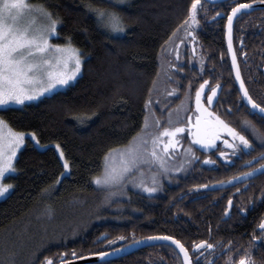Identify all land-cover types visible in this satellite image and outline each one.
<instances>
[{
	"label": "trees",
	"instance_id": "16d2710c",
	"mask_svg": "<svg viewBox=\"0 0 264 264\" xmlns=\"http://www.w3.org/2000/svg\"><path fill=\"white\" fill-rule=\"evenodd\" d=\"M38 1L61 21L56 41L65 43L71 37L84 60L82 74L66 88L37 102L0 110V116L12 127L34 131L40 143L39 146L28 138L16 159V172L7 177L13 188L0 199V234L17 224L26 225L38 215L49 218L48 221L44 219L45 226L50 224L47 239L37 241L31 251L33 255L25 264H41L45 257L59 262L102 252L109 249L105 245L109 241H115L113 247L129 244L133 233L136 240L172 235L189 247L190 252H193V241L208 240L216 244L214 252L209 249L202 256L194 252L193 264H226L230 255L238 259L245 251L256 264H264V240L253 241V233L260 235L259 221L251 215L239 224L233 223L231 217L226 219L228 198L222 196L221 191L201 196L206 193L201 191L204 187L195 186L208 185L218 179H207L209 174L204 167L191 165L174 184L158 194L135 192L130 199L116 198L104 205H101L102 192L93 180L103 170V158L108 149L128 145L142 130L148 114L145 102L152 99L153 81L158 79V73L161 74L163 61L167 63L163 71L173 77L168 80L167 89L175 88L178 93L169 106L180 102L191 84L194 107L195 89L208 79L210 61L218 69L228 66L232 77L225 26L231 8L245 0L219 3L201 0L204 7L198 10L200 24L192 30L196 33L200 57H204L203 71L200 59L195 58L193 48L188 44L191 37L183 38L188 43L178 59L176 55L162 53V46L168 47L165 41L188 16L192 0H130L124 5L108 0ZM89 3L120 13L127 25L124 34L111 35L105 31L95 13L87 7ZM218 12L220 15H216ZM261 14L264 13L256 11L237 18L234 26L236 45L241 39L264 41V17ZM177 35L182 38L183 31ZM252 59L253 55L241 58L247 65L243 74L251 82L249 90L257 94L251 92L253 98L264 102V97L253 85L256 78L247 72L254 64ZM170 62L177 63L178 68L168 69ZM129 70L135 73L134 81L128 77ZM219 115L230 122L234 119L239 122L243 119L264 120L259 115H256L257 120L241 113L236 118L234 114ZM57 143L70 165V173L62 178L65 168L54 146ZM58 179L60 182L56 183ZM83 215L84 220L81 219ZM119 236L128 239L119 240ZM229 240L231 245H228ZM229 247L232 252L228 251ZM64 253L66 257L61 259ZM94 264L183 262L174 247L160 244Z\"/></svg>",
	"mask_w": 264,
	"mask_h": 264
},
{
	"label": "snow or ice",
	"instance_id": "6c2138e0",
	"mask_svg": "<svg viewBox=\"0 0 264 264\" xmlns=\"http://www.w3.org/2000/svg\"><path fill=\"white\" fill-rule=\"evenodd\" d=\"M258 2L264 4V0H245V2L235 3V6L231 8L227 15V49L231 54V64L235 68V79L239 81L241 99L246 100L251 109L258 110V114L264 116V102H257L249 92L241 75L237 51L233 46L234 18L237 17V14L242 15L245 10H251L253 5ZM87 7L95 13L98 22L109 32L122 33L126 31L127 25L120 13L93 3H89ZM203 7L201 0H192L188 16L165 41L168 47L162 46V53H167L170 49L176 52L175 40L185 43V40L180 39L177 35L178 32L183 31L185 37L195 39V31L190 30L200 24L198 10ZM33 13L34 15H30ZM216 15H220V13L218 12ZM60 23L61 21L43 5H33L26 0H0V110L8 105H24L28 101L38 100L57 88L68 86L81 72L84 55L71 42V37H68L63 44L52 43ZM240 43L243 44L242 39ZM192 51L196 52L195 47ZM176 58L178 59V52ZM200 65L201 71H203V56L200 57ZM167 67L168 69H177L178 64L170 62ZM179 70L183 71L182 68ZM157 75L159 76V73ZM165 79L172 80L173 77L166 71ZM206 86H209L207 79L195 89L194 123L191 122L193 117H186L189 122L187 126L192 129V139L200 145L212 147L218 139H221L220 133L226 132L231 137V141L225 140L224 143L234 150L233 155L241 150L255 151L256 146L243 131L233 127L230 121L212 110L214 98L217 97L218 90L222 85L217 82L215 86H209L208 94L205 95ZM157 87L158 82L154 80L153 89ZM176 91L177 89L173 88L171 93ZM191 101L192 87L189 84L185 93V101H182V104L177 107L175 118L172 112L168 113L167 127L161 125L160 118L154 114L152 109L154 101L149 98L145 102V108L149 110L151 119L149 115L145 116L142 130L132 137L128 145L108 149L103 158L102 172L93 177L94 183L107 193L105 202H110L112 197L123 194V190L130 184L142 188L147 193H155L161 185V177L164 174L169 171L179 172L182 170L183 164L171 166L175 157L170 149L174 150L180 147L178 134L185 131V125L180 119V112L181 110L188 111L185 102L190 104ZM77 118L82 119L83 117ZM241 124L245 131H251L261 149H264V131L257 128L248 119H243ZM28 138L39 143L34 131L17 130L8 120L0 116V196H4L13 187L12 184L3 181L7 173L15 172L14 161L17 152ZM55 148L59 150V156L63 159V167L66 170L69 169V162L64 159L65 154L60 144L57 143ZM188 154L195 156L191 145L185 150V155ZM220 155L225 156V159L228 158L223 152ZM189 162L188 160L184 161V163ZM208 162L214 163L210 158ZM253 163L258 166L252 167ZM246 164L249 171L229 178L228 182L239 180L242 177L246 179L264 172V150L260 151L257 156H253L251 160L246 161ZM59 182L58 179L56 183ZM195 187L206 188L208 186L196 185ZM231 208L232 200L229 199L225 212L227 213ZM240 211L246 212L247 209L241 208ZM257 228L260 235L257 236L253 233V241L264 240V219L260 221ZM132 235L133 239L130 243H139L135 238V233ZM118 239L126 240L128 238L119 236ZM140 239L172 242L178 248L179 253H182L183 264H193L194 252L202 256L204 251L211 249L214 252L216 249V244L210 243L208 240H200L191 243L193 252H190L189 247L172 235H156ZM112 243L115 241H109V244ZM231 244L232 241L229 240L228 245ZM228 251L232 252L233 250L229 247ZM72 255L75 256V252ZM94 255L103 257L106 253L97 252ZM43 264H53L52 258L45 257ZM226 264H256V262L251 254L245 251L238 259L230 255Z\"/></svg>",
	"mask_w": 264,
	"mask_h": 264
},
{
	"label": "flooded vegetation",
	"instance_id": "af4514ba",
	"mask_svg": "<svg viewBox=\"0 0 264 264\" xmlns=\"http://www.w3.org/2000/svg\"><path fill=\"white\" fill-rule=\"evenodd\" d=\"M256 11L258 13H264L263 9L254 10L247 13L256 12ZM261 15H263L264 17V14ZM225 34H226V26H225ZM226 47H227V43H226ZM234 47L237 51L241 74L245 80V84L247 87L248 84H251V82H249L244 77L243 72L247 65L241 61V58L244 59L245 54L249 56L253 55V59L251 61L254 62V64L251 67V69L250 68L247 69V72H249L254 78H256L253 81V85L256 88V90L260 92L261 96L264 97V41L261 40L257 42L243 41L242 45L240 42H238L237 45L234 43ZM227 55L229 58L230 67L232 71L231 78L229 76L228 66L224 65L223 67L221 66L222 67L221 69H218L216 66H214V63L210 61L209 75L207 79L209 81V86H215L217 82H219L222 85L221 89L218 90L217 97L214 98L211 108L213 111H216L218 114H222V113L232 114V115L234 114L235 116L233 117L236 118L237 115L241 113L242 116L247 114L249 118H253V119L256 118L257 120L258 119L257 116L259 114L255 113L251 109V107H249L246 104L245 100L241 99L242 93L239 91L238 83L236 82V79L234 77V70L231 64L228 49H227ZM226 60L227 59L225 58L224 61ZM209 86L205 87V95L208 94ZM249 92L250 93L253 92L254 94H256L254 90L252 91L249 90ZM205 102L207 103L206 100ZM259 116L261 117V119L264 118L261 115ZM252 122L257 126V128L264 131V120H257V121L253 120ZM231 123L233 127H236L238 130L243 131L244 134L248 136L250 140L253 141V144L256 146L255 151L249 152L247 150H241L236 152L235 155H233L234 150L228 144L224 143L225 140L231 141V137L226 132L220 133L221 139H218L216 141L217 149H214L209 153H205L200 148L198 149L196 148L199 151L197 152V154L199 155H197V158L192 161L195 162L194 165L199 166L201 168L204 167L207 169L206 174H209V177H207V179L210 180L213 177L218 178L215 179L210 184H208L207 185L208 187L201 189V191H206L205 194L203 193L201 194L209 195L217 191H221L222 196H225L226 198H228V200L231 199L232 208L230 209V213L226 217V219L231 217L233 223L239 224L243 222L246 218H248L250 215L255 218L256 222L259 221L260 223V221L264 219V172L249 180L238 182L227 188H221V189L213 188V185L216 183H220L221 181L227 182L229 181V178L233 176H237L242 172L249 171V167L246 164V161L251 160L253 156H257L260 151L264 150L261 149L259 142L256 139H254L251 131L244 130L241 122H239L238 119H234ZM221 152L225 153L228 158L225 159V156L220 155ZM209 158L212 161H214V163H209L208 162ZM257 166L258 165L256 163H253L252 165V167H257ZM188 189L189 188H186V190ZM227 207H228V201H227ZM241 208L247 209V211L241 212L240 211ZM108 243H106L105 245H108L109 249H106L102 252L110 251L112 249L122 247L125 245L122 244L117 247H113V243L112 244H108ZM61 257L65 258L66 254L64 253ZM77 257H81V256H76V258ZM73 258H67L61 261H67ZM59 262L53 261V264H58Z\"/></svg>",
	"mask_w": 264,
	"mask_h": 264
},
{
	"label": "rangeland",
	"instance_id": "374dc122",
	"mask_svg": "<svg viewBox=\"0 0 264 264\" xmlns=\"http://www.w3.org/2000/svg\"><path fill=\"white\" fill-rule=\"evenodd\" d=\"M108 1H113L115 3L124 5V4L128 3L130 0H108ZM26 2L33 4V5H43V3L39 2L38 0H26ZM30 15H34V13L30 14ZM58 28H59V25L57 27V35L52 39V43H59L56 41V38H57L58 33H59ZM104 29H105V31H107L111 35H122V34H124V32H122V33H111L106 28H104ZM183 38H185V36H183L180 39H183ZM184 40H185V43H180L179 40H175L176 52H174L170 49L166 54L177 56V52H178V58H179L180 53L183 51L184 47L188 43V40H186V39H184ZM195 42H196V40L191 37L188 44L191 45L192 48L195 47V49H196V52L194 53L195 58L200 59L199 46H197V44ZM60 44H63V43H60ZM166 64L167 63L165 61L162 62L163 70H164V67L166 66ZM163 70H162L161 74L159 75V77H157L158 79H156L158 82V87L156 89H154V91H153L152 100L154 102L152 105V109L154 110V114L160 118L161 125L167 127L168 125L166 124V120L168 117V113L172 112L174 114V118H175L176 109L178 106H180L182 104V101H185V97L182 98V100L180 102H178L176 105L169 106V102L173 101V98L178 93L177 92L171 93V91L167 89L168 80L165 79V72ZM129 71L130 72H128V77L134 81L135 80V75H134L135 73H133L131 70H129ZM82 72H83V66H82L81 72L77 75L76 79L74 81H71L70 84L75 82L78 79V77L82 74ZM66 87L67 86H65L63 88H57L53 92L47 93L44 96L50 95V94L54 93L55 91L62 90ZM131 89L134 90L132 87H131ZM169 93H171V94H169ZM44 96H42L41 98H43ZM41 98H39L38 100H40ZM38 100L28 101L25 104L37 102ZM24 105H8L5 108L10 107V106H24ZM185 105H186V107H188L189 110L188 111L181 110V112H180V119L185 125V131L183 133L178 134V138L180 140V147H178L174 150L170 149V151L173 152V155L175 157V159L172 160V162H171V166H179V165L183 164L182 170L179 172L169 171L168 173L164 174L161 177V185L155 193H147L142 188L134 187L130 184V185H128V187L125 190H123V194L118 195L116 197H112L111 200L112 199L114 200L116 198L130 199L132 194H134L135 192L141 193L144 195L158 194V193L162 192L166 186L174 184L176 181L175 179L180 174L185 173V171L191 165L195 164V162H192V161L197 158V155H199V154H197V152H199V151L196 149V146L194 145V140L192 139V136H191L192 129L187 126L189 122L186 120V117H189V116L193 117V120L191 122L194 123V115L196 113L194 111L195 110L194 107L192 106V101L190 104L185 102ZM147 115H149V117L151 119V114L149 113V110H148ZM29 132H32V131H29ZM27 140L28 139H26L25 144L22 145L20 150L17 152L16 158L14 161V166H15L16 159L19 156L21 150L25 147ZM36 144H38L40 146V143H36ZM55 145L56 144H54V146ZM190 145H191L193 151L195 152V156H192L191 154L185 155V150ZM56 150L59 154V150L58 149H56ZM64 159H67L65 155H64ZM185 160H188L190 162L184 163ZM62 162H63V159H62ZM153 171H155V169H153ZM15 172H16V170H15ZM15 172L7 173L3 182L12 184L11 182L7 181V177L11 174H14ZM69 173H70V165H69V169L63 170V176L68 175ZM63 176H61V178ZM12 188L9 189V191L4 196H0V199L5 198L10 193ZM98 188L102 192V194L100 195L101 199L105 200V197L107 195L106 191L100 186H98ZM201 196L204 197L206 195H201ZM104 200H103V203L101 205H104L106 203L107 204L110 203V202H105ZM99 208L96 210H99ZM44 219L46 221L49 220V218H47L45 215H38L36 220H33V221L27 223L26 225L25 224H17L14 227H11L9 230H7L5 233L0 234V264H25V263H27V259L33 255V252L31 253V251H33V248L35 247L37 241L40 239H44V240L47 239L48 234L50 233V228H49L50 224L46 223V226H45V223H44L45 220ZM81 219L82 220L85 219L84 215L82 216ZM80 224H82V223H80Z\"/></svg>",
	"mask_w": 264,
	"mask_h": 264
},
{
	"label": "water",
	"instance_id": "95a60500",
	"mask_svg": "<svg viewBox=\"0 0 264 264\" xmlns=\"http://www.w3.org/2000/svg\"><path fill=\"white\" fill-rule=\"evenodd\" d=\"M206 1H209L211 3H219V2H224V1H227V0H206ZM262 9H264V4L258 2L257 4L253 5V8L251 10H245L244 13H247V12H250V11H254V10H262ZM239 16H241V14H237V17H235L234 20H233V46H234V26H235V22H236V20H237V18ZM226 26H227V23H226ZM226 43H227V27H226ZM229 55H230V60H231L230 52H229ZM238 63H239V61H238ZM239 67H240V65H239ZM233 70H234V77H235V68L234 67H233ZM236 82L238 83V86H239V81L236 80ZM245 102L247 104L246 100H245ZM248 106L251 107L250 105H248ZM194 108H195V103H194ZM253 111L258 114V110H253ZM195 143H196V141H195ZM196 145H197L198 148H200L205 153H209L212 150L217 149V144L216 143L212 147H206V146L200 145L198 143H196ZM259 174H261V173L255 174V175H253V176H251L249 178H246V179L242 177L241 179L236 180V181H232V182H228L227 181V182H224V183H216V184L213 185V188L214 189L227 188V187L232 186V185H234V184H236L238 182H243V181L249 180V179H251V178H253V177H255V176L259 175ZM229 213H230V209L226 213V217L229 215ZM148 237H150V236H148ZM137 241H139V243H129V244H126V245H124L122 247H119V248H116V249H112L110 251H106V252H104V253H106V255L103 256V257L97 256V255H94V254H90V255H85V256L79 257V258H74V259H71V260L62 261V262H60L58 264H94V263H101V262L109 261V260H112V259L124 257V256H126L128 254H131V253L137 251L138 249H141V248H144V247H147V246L158 245V244L171 245L172 247H174L178 251V248L174 244H172V242H170V241L150 240V239H143V240L138 239ZM178 253H179V251H178ZM179 254H180V256L182 258V262H183L182 253H179Z\"/></svg>",
	"mask_w": 264,
	"mask_h": 264
},
{
	"label": "bare ground",
	"instance_id": "6f19581e",
	"mask_svg": "<svg viewBox=\"0 0 264 264\" xmlns=\"http://www.w3.org/2000/svg\"><path fill=\"white\" fill-rule=\"evenodd\" d=\"M158 245H160V244H158ZM148 247V246H147Z\"/></svg>",
	"mask_w": 264,
	"mask_h": 264
}]
</instances>
